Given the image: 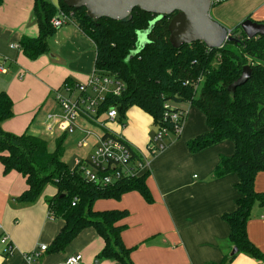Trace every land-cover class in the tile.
<instances>
[{"label": "trees", "instance_id": "trees-1", "mask_svg": "<svg viewBox=\"0 0 264 264\" xmlns=\"http://www.w3.org/2000/svg\"><path fill=\"white\" fill-rule=\"evenodd\" d=\"M56 3L60 10L72 13L74 25L92 42L93 71L114 76L124 85L120 96L105 98L100 113L114 106L120 109L119 119H122L129 108L136 107L147 114L157 128H171L163 120L164 106L185 112L186 109L179 106L189 105L204 115L207 128L206 132L187 141L190 154L224 141L232 142L233 153L230 157H221L212 174L214 179L230 174L238 178L235 188L239 197L235 209L224 213L221 220L229 227L228 241L237 249L236 254L264 262V255L248 240L246 233L253 207L264 206V193L254 188L256 175L264 172V36L247 39L238 25L230 30L234 40L220 49L210 50L202 42L175 49L168 40L172 16L163 17L148 34V43L131 56L136 50L137 33L147 30L156 15L134 9L130 19L95 21L87 17L85 9H70L61 0ZM56 14V7L48 0H34L33 19L38 36L22 37L19 41L20 51L27 59L34 61L48 52V39L56 32L51 26ZM245 66L251 68V78L233 94L229 93L228 87L240 77ZM73 84L67 80L64 83ZM12 115V101L1 92L0 163L4 173H19L27 185L15 201L30 204L42 195L48 184L56 189L55 196L47 201L48 213L52 220H61L63 226L45 253L63 252L81 231L93 228L104 242L97 260L133 264L130 259L133 248H126L121 239L126 229L121 222L128 212L95 211L93 207L99 200L119 201L130 192L138 193L151 204L152 196L146 185L148 173L108 187L94 186L84 180L80 169H70L63 161L65 137L57 139L50 151L43 138L3 131L2 123ZM236 254L224 257L220 264L231 261Z\"/></svg>", "mask_w": 264, "mask_h": 264}, {"label": "crops", "instance_id": "crops-1", "mask_svg": "<svg viewBox=\"0 0 264 264\" xmlns=\"http://www.w3.org/2000/svg\"><path fill=\"white\" fill-rule=\"evenodd\" d=\"M33 2L2 0L0 6V65L6 69L5 74L0 73V93L5 92L9 96L13 112L12 118L4 121L1 128L14 135L28 133L47 141L51 136V131L44 128L47 114L60 113L54 99L55 92L64 86L66 80L70 84L81 83L91 75L95 49L74 24L57 29L52 43L48 44V52L34 61L11 49L8 45L13 42L19 44L22 37L38 36ZM210 17L228 30L247 18L264 23V0H227L212 7ZM185 106L179 107L185 109ZM191 107L192 112L186 117L178 139L165 151L147 159L146 185L152 203L147 204L138 193L130 192L119 201L99 200L94 204L95 211L128 212L127 218L121 222L126 226L121 239L126 248H133L130 255L133 264H220L233 248L228 241L229 227L221 216L235 209V201L239 197L235 188L238 178L230 174L214 179L212 174L220 158L230 157L234 147L232 142L224 141L190 154L187 141L207 130L204 115ZM132 108L137 112L132 111L128 115L124 134L122 129L120 133L111 131L106 125L105 129L122 136L135 153L146 154V146L157 127L147 114ZM122 119H117V123L121 125ZM36 122L39 125L35 126ZM55 123L57 120L51 123L52 130ZM88 126L99 131L85 130L84 127ZM32 127L35 130L31 131ZM105 129L83 119L77 121L75 132L82 135L71 133L72 139L76 140L74 147L86 152L81 157H74L73 164L75 159L89 158L97 143L94 135H103ZM84 131L91 135L86 136ZM63 134L65 139L70 135ZM56 140L54 138L51 142L52 150L48 145L50 151H53ZM82 141L86 143L85 147L81 146ZM254 188L256 192L264 193V172L256 175ZM26 189L22 175L15 171L4 173L0 163V237L6 236L14 248L13 255L5 257L4 248L0 245V264H23L24 254L40 244L49 246L63 226L61 220L48 218L47 201L55 196L56 189H49L30 204L16 202L15 199ZM251 215L246 225L247 237L264 255V206L255 205ZM103 247L104 242L96 231L86 228L63 252L44 253L33 264H64L65 259L72 255H81L80 264H119L113 260H97L96 256ZM226 264L264 262L238 253Z\"/></svg>", "mask_w": 264, "mask_h": 264}, {"label": "built area", "instance_id": "built-area-1", "mask_svg": "<svg viewBox=\"0 0 264 264\" xmlns=\"http://www.w3.org/2000/svg\"><path fill=\"white\" fill-rule=\"evenodd\" d=\"M57 9V14L51 20V26L59 29L68 24H74L72 13L67 14L60 10L56 0H48ZM222 0H210L211 6L220 3ZM11 49L20 50V46L11 45ZM0 73L5 74L6 69L0 65ZM21 77V75H20ZM124 91V85L114 76L98 74L93 71L91 75L81 83L72 86L64 85L54 94L55 102L58 104L60 113L48 116L50 123L54 120L58 122V128L62 133L70 134L77 129V121L83 119L90 123L101 126L105 129L106 122H115L119 115L117 107H109L100 113L101 106L108 96L118 97ZM164 122H168L171 128L160 127L146 146V154L135 153L131 145L120 135L106 131L103 135L97 136L96 146L86 160L75 159L73 169H80L82 176L87 183L97 187H108L115 183L133 179L141 176L147 171L148 157H154L165 151L169 143H173L181 134L187 113L175 112L169 105L164 106ZM102 117H105L102 121ZM47 131L52 130L49 124ZM91 135L86 132V136ZM85 147L86 143L81 142ZM48 218L52 220L48 213ZM0 245L3 246V255L11 257L13 255V245L6 236L0 237ZM46 245H38L31 252L23 255V264H33L47 250ZM81 255L68 256L64 264H80Z\"/></svg>", "mask_w": 264, "mask_h": 264}, {"label": "water", "instance_id": "water-1", "mask_svg": "<svg viewBox=\"0 0 264 264\" xmlns=\"http://www.w3.org/2000/svg\"><path fill=\"white\" fill-rule=\"evenodd\" d=\"M61 2L70 9H85L87 17L95 21L103 18L112 21L130 19L134 9L156 15L157 18L150 23L147 30L137 33L140 47L136 48L131 56L138 54L148 43V34L155 22L163 17L172 16L168 25V40L175 49L195 42L204 43L210 50L220 49L225 43L234 40L230 30L210 17L212 8L210 0H61ZM240 28L247 39L264 36V23L246 19L240 23ZM251 75V68L243 67L240 77L228 87V92L233 94L236 88L251 78ZM117 112L120 115L119 108ZM236 253L237 249L233 247L229 257Z\"/></svg>", "mask_w": 264, "mask_h": 264}, {"label": "rangeland", "instance_id": "rangeland-1", "mask_svg": "<svg viewBox=\"0 0 264 264\" xmlns=\"http://www.w3.org/2000/svg\"><path fill=\"white\" fill-rule=\"evenodd\" d=\"M215 7V6H214ZM67 14H69V13H67ZM54 36V35H53ZM52 36V37H53ZM52 37L51 38H49L48 39V44L50 45V42L52 43V41H53V39H52ZM18 44V42H13V43H10L8 46H10V45H17ZM140 47V43H139V40H138V42L136 43V48H139ZM19 53L21 54V51L19 50ZM4 57H5V59H7V60H9V58H8V56H6V55H3ZM183 106V105H182ZM192 107L191 106H185V109H186V113H187V117L189 116V114L192 112V109H191ZM132 111H136L137 112V109H135V108H129L125 113H124V117H123V119L121 120V125H124V128H122V126L120 125V123H117V121L116 122H113V123H111V122H106L105 123V125H106V128H108V129H110L111 131H114V132H117V133H120V131H121V129H122V131H121V133H123V131H125V128L126 127H128V115L130 114V112L132 113ZM54 113H52V114H47V122H45V125H44V128L46 127L47 128V126H48V116L49 115H53ZM13 116V115H12ZM12 118V117H11ZM104 119H105V117H102V121H104ZM118 119H119V117H118ZM9 120V119H8ZM186 121V120H185ZM51 124V123H50ZM184 124H185V122H184ZM37 125H39L38 124V122H36V125L35 126H37ZM54 129L53 130H51V132L49 133V135L51 134V136H48V140H47V143H48V145H49V148H50V150H52V148H53V145L51 144V142L54 140V138L55 139H61V138H63V136H64V134L59 130V128H58V122L57 123H55L54 124ZM35 127H32L31 128V131L32 130H35L34 129ZM84 129L85 130H90V131H92V132H97V131H99V129H97V128H93V127H90V126H88V127H84ZM120 129V130H119ZM152 129H154V126H152ZM127 131V130H126ZM75 132V131H74ZM84 132H88V131H84ZM125 133V132H124ZM123 133V134H124ZM74 134H76V135H78V136H80V135H82V134H80L79 132H75ZM97 134H100V132H98ZM72 137H73V135L70 133V135L66 138V139H64V144H65V146H66V149H65V153H64V156H63V161L68 165V167L70 168V169H73V158L75 157H81L82 155H85L84 153L86 152V150H77V148H75L74 147V145H75V142H76V140H73L72 139ZM90 139V138H89ZM91 139H92V137H91ZM55 142V141H54ZM91 141H89V143H90ZM84 152V153H83ZM52 188H54V186L53 185H51V184H48L45 188H44V190H43V192H42V194H44V193H46V191H48L49 189H52Z\"/></svg>", "mask_w": 264, "mask_h": 264}]
</instances>
